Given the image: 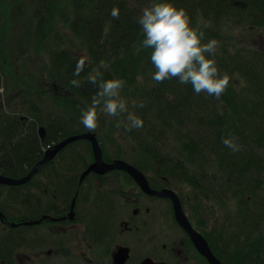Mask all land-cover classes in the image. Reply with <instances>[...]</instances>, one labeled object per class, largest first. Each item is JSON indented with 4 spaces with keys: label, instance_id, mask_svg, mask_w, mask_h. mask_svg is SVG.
<instances>
[{
    "label": "trees",
    "instance_id": "16d2710c",
    "mask_svg": "<svg viewBox=\"0 0 264 264\" xmlns=\"http://www.w3.org/2000/svg\"><path fill=\"white\" fill-rule=\"evenodd\" d=\"M150 2L153 0H34L35 33L41 38L53 34L57 43L51 51L49 76L59 78L56 97L65 107L82 103L86 108L101 81L125 80L121 96L128 101L129 112L144 121L143 127L127 131V113L106 117L113 125L119 123L121 135L135 144L132 158L148 172L190 186L198 200L196 214L201 213L202 219L215 212V204L228 205L231 199L238 202L234 216L214 220L212 244L227 264H264V54L231 49L221 36L223 28L264 30V0H168L188 11L193 26L211 22L203 29L204 42H219L217 67L233 76L220 100L205 93L197 95L190 84L177 79L162 83L151 79L155 72L151 49L141 47L145 37L138 24ZM113 8L120 10L118 19L111 16ZM63 26L78 42L76 49L71 42L65 48L68 40L61 34ZM82 56L88 58L84 71L74 76ZM102 60L109 67L100 70L96 84L89 83L88 76ZM235 73L245 86L240 87ZM138 75L144 77L143 84L137 82ZM73 79L80 81L79 87L71 84ZM23 101L31 110H43L30 98ZM47 117L38 122L41 116L37 114L32 125L57 126L62 139L77 133L68 132L66 123L53 122L51 114ZM223 139H232L238 150L226 147ZM53 141L57 142L51 134L47 143ZM204 223L201 226L207 229V218ZM10 239L0 238V264H11L20 252V239Z\"/></svg>",
    "mask_w": 264,
    "mask_h": 264
},
{
    "label": "flooded vegetation",
    "instance_id": "af4514ba",
    "mask_svg": "<svg viewBox=\"0 0 264 264\" xmlns=\"http://www.w3.org/2000/svg\"><path fill=\"white\" fill-rule=\"evenodd\" d=\"M52 118L53 122H62L59 116L52 115ZM36 121L22 111L10 110L9 102L0 104V177L24 179L44 159L47 151L65 139L86 133L77 132L62 139L59 127L47 129L38 123L33 126ZM51 134L57 142L49 144ZM79 142L92 149L89 141H77L39 167L27 183L21 186L0 184V226L36 233L22 239L25 244L28 238L35 240L34 247L26 246V250L35 255L51 250L58 254L56 257H62L79 243L88 249L77 248L73 252H79L78 257L84 260H88L92 250L99 249V254L109 257V264H114V257L123 249L129 254L125 264L132 261L142 264L146 260L154 264H209L179 224L172 198L149 194L142 181L138 182L122 169L105 174L90 173L82 178L95 159L87 163L83 158L82 163L76 164L77 157L82 156L78 153H71L72 158H63L64 153ZM107 158L103 157V161L108 165L124 162L137 169L151 190L174 193L193 230L207 241L213 255L227 264L212 244L214 233L210 230L213 226L202 228L201 224L205 223L201 213L193 214L179 186L163 174L146 171L130 156L118 153ZM35 222L40 223L27 225Z\"/></svg>",
    "mask_w": 264,
    "mask_h": 264
},
{
    "label": "rangeland",
    "instance_id": "374dc122",
    "mask_svg": "<svg viewBox=\"0 0 264 264\" xmlns=\"http://www.w3.org/2000/svg\"><path fill=\"white\" fill-rule=\"evenodd\" d=\"M33 9L34 0H0V89H2L0 91V104L3 105L4 102H9L10 110L22 111L24 115H28L34 119L33 117L37 116V114L33 113L35 110H31L23 101L25 98H30L36 102V105L40 109H43L41 111L44 113L38 114L42 120L48 119L47 115L53 113V116H59L58 119L62 123L67 124L66 129L68 132L76 129L74 132H86L94 135L96 133L104 158H113L118 153H122L125 157H133L131 146H135V144L130 139L121 135L120 128L117 127V124L113 125L111 120L107 119L106 114L102 115L105 118H101L100 116L96 130L89 131L80 123L81 112L85 109L84 105L80 103L76 104L77 106L71 104L65 107L64 103L60 102L56 97L57 93H59L57 88L59 78L53 79L49 76L53 68L51 51L55 50L57 43L54 41L53 34H50L47 38H41V36L35 33ZM61 25H59V28ZM234 30L237 29L223 28L221 35L222 40L231 45V49L244 48L248 51H259L264 54V30L251 29L246 26L238 28V35H231L230 33ZM61 34L68 40L65 48L71 47L69 46L71 42L76 49L78 42L64 26L62 27ZM40 79H42L40 85H32ZM73 145V147L64 153L63 158H72L71 153H78L82 156L81 158L77 157L76 164L82 163L81 159L83 158L86 159L87 163L93 160L94 155L90 146L83 142ZM127 153H131V155ZM177 186L180 187L183 198L187 200V205L191 208L193 214H195V204L198 200L193 197L194 191L186 183ZM215 205H217L215 212L207 213L202 219L205 221L207 218V221L210 223L209 226L214 225V220L222 222L227 217L234 216L238 202L231 199L228 201V205ZM22 232L17 229H4L0 226V238L11 237L10 240L12 241V238L16 237L21 242L20 252L15 255L14 261H11V264H109V257L100 255L99 249L92 250L91 255L87 256L88 260L78 257L79 252H73L74 249H88L87 246L79 243L74 245V249L72 248L69 252L62 254L65 256V259L62 258L63 256L56 257L58 254L56 255L51 250H46L43 254L35 255L33 252L26 250V246H35V240L28 238L25 244V241L23 242L22 239L23 236H35L36 233ZM39 233H41V230ZM16 257H18V262L16 261ZM130 264H140V262L132 261Z\"/></svg>",
    "mask_w": 264,
    "mask_h": 264
},
{
    "label": "clouds",
    "instance_id": "9594fccd",
    "mask_svg": "<svg viewBox=\"0 0 264 264\" xmlns=\"http://www.w3.org/2000/svg\"><path fill=\"white\" fill-rule=\"evenodd\" d=\"M119 9L113 8L111 16L119 18ZM144 39L141 47L151 49V63L155 68L151 79L157 83L165 80L177 79L181 84H190L194 92L220 100L227 91L233 76L221 73L215 59L219 42L215 39L205 40L204 28L211 26V22H197L192 24V18L184 8H178L168 0H153L145 6L138 18ZM203 25V26H202ZM239 30H234L231 35H238ZM139 50V49H138ZM87 57H81L76 63L74 76H80L84 71ZM105 61H100L93 69L94 74L88 76V82L97 83L101 69L108 68ZM239 79L240 87L245 86V81L235 73ZM139 84H143L144 77H136ZM74 87L80 86V81L73 79ZM126 81L120 78L103 80L98 84V91L91 98V104L81 112L80 123L89 131L98 127L101 115L117 117L127 113V131L143 127L144 121L128 110V101L121 96ZM2 91V89H0ZM143 107L144 105H139ZM119 123L117 127H119ZM226 147L237 151L238 147L232 139H223Z\"/></svg>",
    "mask_w": 264,
    "mask_h": 264
},
{
    "label": "water",
    "instance_id": "95a60500",
    "mask_svg": "<svg viewBox=\"0 0 264 264\" xmlns=\"http://www.w3.org/2000/svg\"><path fill=\"white\" fill-rule=\"evenodd\" d=\"M40 132H43V128L40 129ZM81 140H87L92 145L93 155L95 162L87 169V171L83 174L82 178H85L90 173H97V174H105L109 171L122 169L128 172L131 176H133L138 182L142 181V186L146 192L152 195H157L161 197H170L173 199L176 209V216L179 224L187 231V233L191 236L192 241L197 248L198 252L208 260L209 264H222L211 252V249L207 243V241L200 236L197 232H195L189 223L188 219L186 218L185 214L182 212L181 205L179 203V200L177 196L170 192V191H164L162 193H157L153 190H151L146 182L145 177L141 172H139L137 169L129 166L128 164L124 162H116L112 165H108L103 161V154L100 148V145L98 143V140L94 134L91 133H85L83 135L73 136L62 143H59L53 150H49L46 152L44 159L35 166L34 170L24 179L22 180H12L8 178L0 177V184L7 185V186H21L25 183H27L34 174L37 173L39 167L44 165L46 162L52 160L57 156V154L66 146L75 143L77 141ZM40 222L30 223L27 225H37ZM129 258L128 250H120L119 253L114 257V264H125L126 261ZM142 264H154L150 260L144 261Z\"/></svg>",
    "mask_w": 264,
    "mask_h": 264
}]
</instances>
